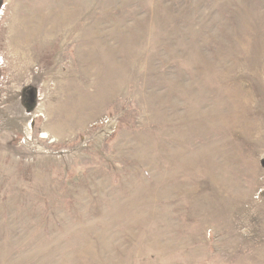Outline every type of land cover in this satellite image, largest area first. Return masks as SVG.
<instances>
[{
    "label": "rangeland",
    "instance_id": "374dc122",
    "mask_svg": "<svg viewBox=\"0 0 264 264\" xmlns=\"http://www.w3.org/2000/svg\"><path fill=\"white\" fill-rule=\"evenodd\" d=\"M0 264H264V0H0Z\"/></svg>",
    "mask_w": 264,
    "mask_h": 264
}]
</instances>
